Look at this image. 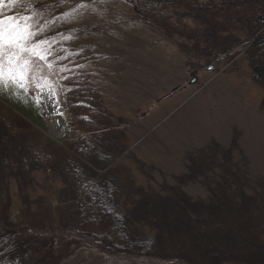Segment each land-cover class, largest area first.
Segmentation results:
<instances>
[{"label":"rangeland","instance_id":"374dc122","mask_svg":"<svg viewBox=\"0 0 264 264\" xmlns=\"http://www.w3.org/2000/svg\"><path fill=\"white\" fill-rule=\"evenodd\" d=\"M4 11L82 67L38 125L0 101V264H264V0Z\"/></svg>","mask_w":264,"mask_h":264},{"label":"snow or ice","instance_id":"6c2138e0","mask_svg":"<svg viewBox=\"0 0 264 264\" xmlns=\"http://www.w3.org/2000/svg\"><path fill=\"white\" fill-rule=\"evenodd\" d=\"M14 4L15 0H0V92H6L11 87L12 95L24 99L35 89L40 94L35 96L33 101L40 103V97L47 89L50 97L55 99L59 106V97L55 89L49 84L47 77L41 75L42 70L38 65H34L32 61V57L47 60L46 54L40 51L41 44L47 41L32 43V40L42 30H30L31 25L27 23L30 17L5 14L4 9L12 8ZM79 7L83 8L86 5L81 4ZM21 21L24 23L22 24ZM48 67L51 68L52 65L48 64ZM21 91L23 96H21Z\"/></svg>","mask_w":264,"mask_h":264},{"label":"trees","instance_id":"16d2710c","mask_svg":"<svg viewBox=\"0 0 264 264\" xmlns=\"http://www.w3.org/2000/svg\"><path fill=\"white\" fill-rule=\"evenodd\" d=\"M195 2H211V1H219V0H194ZM42 31L38 34V36H45L46 32H49L48 30L50 28L42 27L39 28ZM37 37V36H36ZM33 43V41H32ZM40 51L42 54H46L47 60H40L38 57H32V61L34 65H38V67L42 70V72H49V71H56L59 75L67 73V72H76L77 70H80V65H75L71 62H65V57H60L58 55V49L54 51H47L44 52L43 48H40ZM25 55H28L25 53ZM55 56V57H53ZM48 64H51L52 67L49 68ZM67 69V70H65ZM180 89L176 88L174 90V94L178 92ZM13 89L9 87L8 91L6 92H0V101L9 109H12L17 114L23 116L24 118L30 120L33 124L39 123L37 118V103L33 101V98L29 95L27 97H24V99H19L15 95H12ZM21 96H23V92L21 91ZM79 135L75 133L73 130L69 128L67 131L65 140L67 143H73L72 141L78 138ZM97 252V251H96ZM122 253V252H121ZM129 260H132L135 264H190L186 260L182 258H174V259H156L155 263H150L148 258H142V257H131Z\"/></svg>","mask_w":264,"mask_h":264},{"label":"bare ground","instance_id":"6f19581e","mask_svg":"<svg viewBox=\"0 0 264 264\" xmlns=\"http://www.w3.org/2000/svg\"><path fill=\"white\" fill-rule=\"evenodd\" d=\"M41 100L44 103L43 104V112H45V114L50 118L51 117V114L53 112V108H52V104H51L48 96L46 94H43L41 96Z\"/></svg>","mask_w":264,"mask_h":264},{"label":"water","instance_id":"95a60500","mask_svg":"<svg viewBox=\"0 0 264 264\" xmlns=\"http://www.w3.org/2000/svg\"><path fill=\"white\" fill-rule=\"evenodd\" d=\"M198 83V71H193L191 74V80L188 83V86H194Z\"/></svg>","mask_w":264,"mask_h":264}]
</instances>
